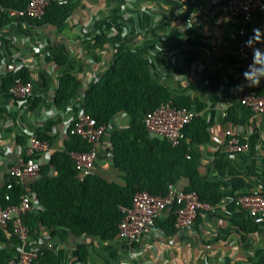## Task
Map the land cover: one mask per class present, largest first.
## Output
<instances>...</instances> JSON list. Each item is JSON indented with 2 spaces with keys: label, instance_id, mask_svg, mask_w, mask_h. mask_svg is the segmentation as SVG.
<instances>
[{
  "label": "crops",
  "instance_id": "obj_1",
  "mask_svg": "<svg viewBox=\"0 0 264 264\" xmlns=\"http://www.w3.org/2000/svg\"><path fill=\"white\" fill-rule=\"evenodd\" d=\"M46 1L67 9L61 23L38 26L7 16L0 19V25L5 21L0 28V194L11 169L27 156L29 140L22 130L50 142V154L36 159L45 176L55 178L51 156L66 150L68 126L83 112L85 93L118 55L139 52L153 81L174 99L188 98L195 119L207 125L206 142L185 137L188 159L195 157L202 179L217 183L222 198L214 212L200 216L187 230L165 231L161 225L170 211L165 212L142 245H134L117 237L77 236L67 228L42 225L45 208L33 191L35 183L28 182L29 238L22 243L10 228L0 230V264H17L21 248L41 256L49 253L36 264H46L50 254L53 264H264V223L242 228L249 220L230 204L236 195L264 193V114H253L240 104L244 92L261 80L235 53L241 29L253 40L264 41V13L249 22L226 14L212 16L213 6L225 0ZM7 2L20 7L15 10L27 6L19 0ZM254 28L260 31L254 33ZM21 74L32 83V93L24 100L13 97L7 87ZM65 75L77 79L80 88L60 107L55 97ZM130 122L124 112L110 119L92 175L124 185L125 173L114 167L110 148L112 135ZM227 131L246 140L248 151L227 152ZM236 181L243 183L241 188H234ZM187 185L185 178L176 183L182 190Z\"/></svg>",
  "mask_w": 264,
  "mask_h": 264
},
{
  "label": "trees",
  "instance_id": "obj_2",
  "mask_svg": "<svg viewBox=\"0 0 264 264\" xmlns=\"http://www.w3.org/2000/svg\"><path fill=\"white\" fill-rule=\"evenodd\" d=\"M19 1L27 5L29 0ZM0 4L9 9H20L7 0H0ZM66 14V8L52 4L46 7L44 16L39 20L24 21L38 26L61 23ZM17 78L27 81L21 74L11 79L7 87H11ZM79 88L77 79L70 75L63 76L55 97L56 105H66ZM169 101L177 108H190L188 98L174 99L166 88L153 81L148 63L141 53L126 52L118 55L111 69L85 93L83 113L93 118L98 126H107L117 113L124 112L131 117L129 127L116 131L111 138L113 165L125 173L124 185L108 182L95 175H89L80 182L71 153L88 151L89 144L80 137L69 136L66 150L52 155L49 162V166L57 172L56 177L45 176L46 170L41 167V178L33 186L39 203L45 208L40 215L42 225L67 228L77 236L88 235L110 240L117 237V226L123 218L121 208L128 207L137 192L146 191L154 196H164L167 183L176 184L181 178L188 180L184 191L196 192L202 202L219 204L222 198L219 185L202 179L195 157L187 158L190 154L185 140L173 147L152 139L143 124L148 113ZM184 135L198 143L206 142L207 125L203 120L195 119L186 126ZM242 185L241 181H236L234 188L239 189ZM19 195L20 189L14 188L11 190V201H5L2 193L0 201L3 205L15 204ZM230 204L234 207L232 202ZM238 218L241 219V216L238 215ZM244 225L257 224L245 221L242 228ZM161 226L165 231L174 229L175 216L172 211L167 222ZM253 230L251 228L248 232ZM79 255L81 260L85 259L82 248H79ZM47 256V252L38 255L33 264ZM50 256L46 264H53L54 256Z\"/></svg>",
  "mask_w": 264,
  "mask_h": 264
},
{
  "label": "built area",
  "instance_id": "obj_3",
  "mask_svg": "<svg viewBox=\"0 0 264 264\" xmlns=\"http://www.w3.org/2000/svg\"><path fill=\"white\" fill-rule=\"evenodd\" d=\"M47 6L46 0H29L23 10L9 9L0 4V18L7 16L14 21L39 19L44 16ZM262 13L264 0H225L215 4L210 12L212 16L226 14L241 18L245 22ZM239 35L235 53L248 63L250 71L261 80V85L244 92L240 104L250 109L253 114H264V41L253 40L244 29L239 31ZM9 92L16 99L24 100L32 93V83L17 79L9 88ZM195 118L191 108H177L169 101L161 103L154 111L148 113L143 124L152 139L177 147L185 140L186 126ZM106 131V126H98L93 118L83 112L72 117L68 135L80 137L89 144L88 151L71 153L80 182L92 175ZM22 134L29 140L27 156L11 169V178L1 192L5 201H11V190L14 188L20 189V195L15 204L3 205L0 201V230L10 228L19 241L26 243L30 234L26 216L31 210L32 202L25 189L28 182L33 184L41 178V166L36 156L49 155L51 147L48 140L30 134L28 129H23ZM224 148L227 152L238 155L247 152L249 145L232 131H227ZM231 202L249 221L257 225L264 223V193L236 195L230 199ZM215 210L216 205L202 202L196 192H186L176 184L167 183V193L164 196L140 191L135 194L128 207L121 208L123 218L117 226V238L134 245H142L152 233L156 221L167 211L173 212L176 229L187 230L196 224L200 216ZM37 257L33 250L21 248L17 264H33Z\"/></svg>",
  "mask_w": 264,
  "mask_h": 264
},
{
  "label": "clouds",
  "instance_id": "obj_4",
  "mask_svg": "<svg viewBox=\"0 0 264 264\" xmlns=\"http://www.w3.org/2000/svg\"><path fill=\"white\" fill-rule=\"evenodd\" d=\"M259 31H260L259 28H254V29H253V32H254V33L259 32Z\"/></svg>",
  "mask_w": 264,
  "mask_h": 264
}]
</instances>
